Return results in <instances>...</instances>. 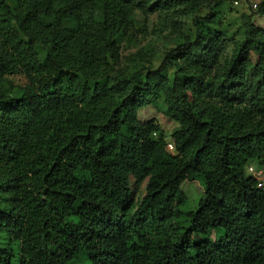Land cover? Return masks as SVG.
Listing matches in <instances>:
<instances>
[{"label":"trees","instance_id":"trees-1","mask_svg":"<svg viewBox=\"0 0 264 264\" xmlns=\"http://www.w3.org/2000/svg\"><path fill=\"white\" fill-rule=\"evenodd\" d=\"M200 3L0 0V264H264L247 173L264 167V0L223 65L210 1L157 66L121 68L136 10ZM161 100L169 134L137 116ZM130 177L146 180L137 203Z\"/></svg>","mask_w":264,"mask_h":264},{"label":"rangeland","instance_id":"rangeland-1","mask_svg":"<svg viewBox=\"0 0 264 264\" xmlns=\"http://www.w3.org/2000/svg\"><path fill=\"white\" fill-rule=\"evenodd\" d=\"M201 2L196 11L183 6L177 7V11L150 10L147 7L135 11L132 17V28L125 35L120 44L121 68L124 71L141 67H155L162 59L163 53L176 43L185 38H191L193 34L192 18L196 15H205L208 12V3H214V10L218 14V27L225 29L227 33V48L221 61L223 65L229 58L234 43L242 39L241 15L249 14L253 10V4L261 0H197ZM236 1V2H235ZM257 24L262 19L254 18ZM15 85L23 84L21 74L9 77ZM166 108L165 101L161 100L137 111L141 121L155 120L161 129L169 134L176 123L163 114ZM146 180H137L130 177L129 193L134 203H137L145 193ZM182 191L187 197L185 209L194 208L202 194V188L198 181L184 182Z\"/></svg>","mask_w":264,"mask_h":264},{"label":"built area","instance_id":"built-area-1","mask_svg":"<svg viewBox=\"0 0 264 264\" xmlns=\"http://www.w3.org/2000/svg\"><path fill=\"white\" fill-rule=\"evenodd\" d=\"M255 6L256 4H253V7ZM166 149L170 152L174 151L173 144L170 141H167ZM247 173L253 177L256 182V186L264 190V167L255 168L254 166L249 165L247 167Z\"/></svg>","mask_w":264,"mask_h":264}]
</instances>
